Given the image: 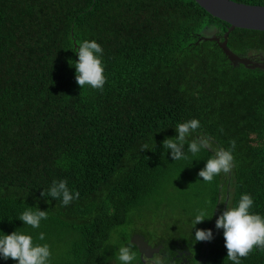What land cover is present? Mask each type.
Masks as SVG:
<instances>
[{"label": "trees", "instance_id": "1", "mask_svg": "<svg viewBox=\"0 0 264 264\" xmlns=\"http://www.w3.org/2000/svg\"><path fill=\"white\" fill-rule=\"evenodd\" d=\"M227 27L195 0H0V231L48 243L52 264H120L134 232L190 240L191 218L214 211L191 232H213L197 242L202 264H231L215 227L221 197L234 206L250 194L264 215V70L233 66L203 39L222 40ZM84 40L103 48L102 91L81 89L70 66ZM227 45L264 57V31L235 28ZM192 118L214 149L235 141L233 169L212 183L198 172L213 152L191 165L163 154L162 141ZM54 180L79 198L48 197ZM26 205L47 211L40 228L16 218ZM241 264H264V249Z\"/></svg>", "mask_w": 264, "mask_h": 264}, {"label": "clouds", "instance_id": "2", "mask_svg": "<svg viewBox=\"0 0 264 264\" xmlns=\"http://www.w3.org/2000/svg\"><path fill=\"white\" fill-rule=\"evenodd\" d=\"M70 50L78 57L70 66L75 69V80L82 89L89 86L92 89L102 91L106 84L104 65L102 62L103 48L95 40H84ZM201 123L192 118L179 122L174 127L175 135L166 137L162 141V150L167 152L175 161H188L191 165L201 152L211 151L214 154L205 160L204 167L198 172L203 182L212 183L221 173L227 175L234 167L233 151L235 141L231 142L230 149H214L212 139L206 133H200ZM142 149L155 151L154 143L149 147L143 145ZM191 157V158H190ZM183 169V168H182ZM45 193L41 191L43 197ZM79 192L69 189L66 180H54L47 191V196L54 200L59 199L63 206L79 198ZM225 204L224 210L216 217L215 227L221 229L224 244L227 250L226 258L231 264H241V259L246 258L254 248L264 249V215L253 212L254 200L250 194L240 196L234 206H230L225 197L220 202ZM211 215L200 211L191 218V230L196 224L211 219ZM16 218L23 225L32 229L41 227V222L48 218L46 210H40L35 206H27ZM190 230V238L194 242L211 241L213 232L211 229H196L194 235ZM37 239L45 240V233H38ZM11 258L15 264H52V251L48 243H36L33 236L28 232L17 231L5 234L0 231V260L7 261ZM120 264H136V254L131 244L122 245L118 250ZM161 264H169L167 260Z\"/></svg>", "mask_w": 264, "mask_h": 264}, {"label": "water", "instance_id": "3", "mask_svg": "<svg viewBox=\"0 0 264 264\" xmlns=\"http://www.w3.org/2000/svg\"><path fill=\"white\" fill-rule=\"evenodd\" d=\"M206 12L228 23L226 32L220 40L215 35L203 37L204 40H215L222 52L233 66L240 64L249 69L264 70V57L253 60L241 54H236L227 45L228 35L235 28L264 31V5H250L233 0H195ZM74 46H76L74 41ZM130 242L138 248L141 255H150L152 249L145 241L144 237L135 234L130 238Z\"/></svg>", "mask_w": 264, "mask_h": 264}, {"label": "flooded vegetation", "instance_id": "4", "mask_svg": "<svg viewBox=\"0 0 264 264\" xmlns=\"http://www.w3.org/2000/svg\"><path fill=\"white\" fill-rule=\"evenodd\" d=\"M247 57L253 60H259L261 55H250ZM135 234L143 236L152 249H157V251L150 252V255H141L136 245H134L133 251L137 258L136 264H161V262L165 260H167L169 264H202L203 262L202 256L200 255L201 247L198 249L197 242H191V239L184 240L181 239L179 235L175 234L172 237L168 236V240H166L159 234L153 236L154 240H152L140 232H134L131 237ZM202 249L205 250V248Z\"/></svg>", "mask_w": 264, "mask_h": 264}, {"label": "rangeland", "instance_id": "5", "mask_svg": "<svg viewBox=\"0 0 264 264\" xmlns=\"http://www.w3.org/2000/svg\"><path fill=\"white\" fill-rule=\"evenodd\" d=\"M220 212H221V210H220ZM218 213H219V210H218Z\"/></svg>", "mask_w": 264, "mask_h": 264}]
</instances>
